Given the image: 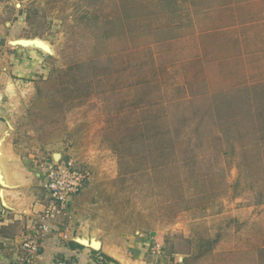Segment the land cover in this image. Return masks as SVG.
<instances>
[{"label":"rangeland","instance_id":"1","mask_svg":"<svg viewBox=\"0 0 264 264\" xmlns=\"http://www.w3.org/2000/svg\"><path fill=\"white\" fill-rule=\"evenodd\" d=\"M237 1L206 36L177 33L165 0H0L1 21L21 15L9 39L51 49L26 46L31 72L0 85L11 160L89 173L55 227L142 235L161 264H264V0Z\"/></svg>","mask_w":264,"mask_h":264},{"label":"crops","instance_id":"2","mask_svg":"<svg viewBox=\"0 0 264 264\" xmlns=\"http://www.w3.org/2000/svg\"><path fill=\"white\" fill-rule=\"evenodd\" d=\"M165 1L171 2V8L166 9L167 11L165 12L174 13L175 17L178 16L177 20L175 18L173 24H175L174 28L175 30L178 29L177 33L179 34L204 33L206 36L212 35V26L223 25L225 19L217 17L216 15L211 16L210 14L231 13L230 9L234 11L238 6L240 8L246 7L244 5L245 3H243L244 1L238 2L237 0ZM249 1H252L250 4L252 8L255 7L254 4L256 1L260 2V0ZM235 2L236 4H234ZM155 3L158 4V12L162 6L158 1ZM251 7L248 6L247 9L250 10ZM247 9L244 11L242 9V12H240L242 15L239 17V21L236 19V24H238V22H240V24L243 22L247 25L252 21L250 16L255 14L248 13L249 10ZM184 13H188V15H184ZM14 16L18 17L16 21L21 19L20 14H14L9 22L5 20L1 21V18L4 17V13H0V49L2 51L5 48L10 49L8 54H2L0 56V66L1 69H3V71L0 72V85L5 83L3 85L10 91L13 89L14 81H18L20 76L26 77V75H24L25 72L30 73L34 65L32 64V62L34 63V57L31 55L30 48L27 49L25 48L26 46L23 45L10 46L14 44L13 42L9 43L10 40L22 38L17 37L9 39L15 32L13 26ZM246 17L247 20H245ZM199 18H203L204 21L207 19V23L205 21L201 25ZM182 28L184 29L182 30ZM177 37L180 39L184 36H176L175 39H178ZM28 47L32 46L28 45ZM2 118V109L0 107V264H16L21 253L18 249H16L17 251L14 249H9V251H7V248H4L3 245L7 246L10 241L18 246L23 236L30 231L31 221L43 205L36 203V195L33 188L37 184L43 186L44 178L43 175H41V180H38V173H35L33 176L32 173H34L35 170L31 167L30 162L24 166V164L11 160V154L9 155L5 143V135L7 132L4 130ZM83 224L84 222L75 224L69 220L67 223L55 227V222L50 220L48 223V231L39 241L40 262L44 264H54L56 262L70 260L73 264H161V261L156 263L154 257L150 256L154 252V247L151 246V241L145 240L142 238V235L129 238L126 240L127 244H121L117 243V240H112L109 236H100L94 233L96 238L100 241L99 249L95 250L79 244L74 241V238L83 235L87 236L91 232L87 231ZM7 230H10V232L7 233Z\"/></svg>","mask_w":264,"mask_h":264},{"label":"built area","instance_id":"3","mask_svg":"<svg viewBox=\"0 0 264 264\" xmlns=\"http://www.w3.org/2000/svg\"><path fill=\"white\" fill-rule=\"evenodd\" d=\"M43 187L48 202L44 203L19 243L20 255L16 264H44L40 262V239L48 231V223L56 214H64L72 196L76 195L89 179V173L71 159L50 161L44 168ZM54 264H73L70 260Z\"/></svg>","mask_w":264,"mask_h":264},{"label":"water","instance_id":"4","mask_svg":"<svg viewBox=\"0 0 264 264\" xmlns=\"http://www.w3.org/2000/svg\"><path fill=\"white\" fill-rule=\"evenodd\" d=\"M19 40H24L22 38H19V39H16V40H10V42H14V41H19ZM11 45H19V46H22L21 44H11ZM52 157H57L59 158L60 157V153L56 152V153H53ZM74 241L78 242L79 244L81 245H85V246H88L92 249H99L100 247V241L96 238V235L94 233H90L89 235H83V236H78L76 238H74Z\"/></svg>","mask_w":264,"mask_h":264},{"label":"bare ground","instance_id":"5","mask_svg":"<svg viewBox=\"0 0 264 264\" xmlns=\"http://www.w3.org/2000/svg\"><path fill=\"white\" fill-rule=\"evenodd\" d=\"M22 39L24 40H19V41H14L13 43L14 44H21L23 46H32L34 48H37L43 52H46V53H50L51 52V49H50V46L49 44L44 41L43 39L41 38H38V37H33V38H23Z\"/></svg>","mask_w":264,"mask_h":264}]
</instances>
